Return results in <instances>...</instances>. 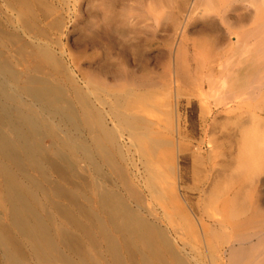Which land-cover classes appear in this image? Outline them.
I'll return each mask as SVG.
<instances>
[{
  "label": "bare ground",
  "instance_id": "6f19581e",
  "mask_svg": "<svg viewBox=\"0 0 264 264\" xmlns=\"http://www.w3.org/2000/svg\"><path fill=\"white\" fill-rule=\"evenodd\" d=\"M15 1L21 5L25 32L35 41L16 34L14 41L7 40L8 24L0 17V264H264V227L258 220L254 223L260 229L251 235L245 230L251 223L250 203L238 189L257 184L264 171V22L261 39L250 44V32L236 30L248 14L236 16L233 7L235 15L227 9L221 16L229 22V33L236 34L235 41L224 42L219 53L193 43L197 54L191 60L190 46L184 40L176 45L171 82L178 90L185 80L200 83L201 115L215 111L210 95L216 115L230 120L225 130L220 127L217 140L211 136L208 149L212 179L218 185L230 183V190L221 195L216 190L212 211L206 210L209 216L203 212L212 222L201 216L197 223L178 191L181 148L176 149V142L182 123L170 110V90L154 102L145 88L148 80L139 81L127 62L122 69L108 62L93 65L88 77L81 78L38 27L35 0ZM208 3L219 8L223 2ZM194 61L201 69L195 76ZM257 67L262 70L250 76ZM224 163L231 172L217 169ZM230 224L234 234L226 232Z\"/></svg>",
  "mask_w": 264,
  "mask_h": 264
},
{
  "label": "rangeland",
  "instance_id": "374dc122",
  "mask_svg": "<svg viewBox=\"0 0 264 264\" xmlns=\"http://www.w3.org/2000/svg\"><path fill=\"white\" fill-rule=\"evenodd\" d=\"M108 1L109 3H107ZM206 1L207 3L209 2V0H206ZM206 1L204 0V2L202 1L201 3H197V0H40V1L35 0L34 2L35 10L39 16L38 17V24H39L38 27L40 29L44 28L43 30H45L46 33L49 34L50 38L54 40L55 43H53V46L56 49L57 53L59 55L63 54L62 56H64L68 65L73 70L75 69V72H77L81 76V78L88 77L90 67H93V65H94V68H97V67L99 68L102 64H104L102 65L104 67L106 63L108 62L107 66L112 64L114 67L116 66L115 68L119 69L121 68V66L122 68L125 67L126 65L124 64L125 62H127L131 68L133 67L132 69L134 70V72H136L137 76H139L138 77L139 81L148 80L147 81L148 87L146 86L145 88L146 89L149 88L148 89L149 92L154 95L153 96L155 97L154 102H158L161 99L167 97L166 93L168 92V90H170L169 91L170 94H168L169 95L168 97H171L169 98V100H170V106L172 104L171 106L172 108L171 109L169 108V109L173 110L174 117L176 118V120H178L180 117V120H178L179 124L182 123L180 125L181 135L177 137L178 139L176 138L177 139L176 149L181 148V152L183 153L182 154L180 152L179 158L176 159V164H177L176 167H178L177 169L178 176L176 177L179 180L178 191L180 192L178 193L180 195V198L182 197L181 200L182 199L184 200L183 203L188 202L187 205H184L186 208L185 210L186 212L188 211L190 213L189 215L197 223L199 222V219H202V217L203 219L207 221V223H211L212 222L211 218H208L209 214L207 212L208 210H209V213L212 211L211 209H212L213 203H211V200L213 202V197L214 198L216 197L214 196V194L216 193V190H217V194L220 193V195H221V192H223V190L224 192H226L227 190H230L229 189L231 185L230 183L227 182V184L229 185L228 186L226 182L224 181L223 183L224 186L222 185V183H220L221 185L220 184L218 185L217 183L218 181L212 179V175H213V171L211 170L212 163H210L211 160H209L211 158L210 156L211 151L209 152L208 150V149L211 150V147L209 146H211L210 142L212 141L211 139H213L212 137L220 136V132H221L220 127H222V130H225L230 120H228L225 115H221V114L216 115L217 109L214 106L213 98L210 97V95H208L209 100L211 102L210 107L215 109V111H213L212 113L204 112L206 115L210 114L209 116H205L204 113L203 115H201L202 114L201 112L204 111V106L203 108H201L203 105V102L201 103L202 96L200 95L201 93L200 85H199L200 83L198 84L196 83V85L194 86V84H191V83L189 84L187 81L188 83L187 84L185 80L186 77H184L185 75L184 76L182 75L183 76L182 80H185V81H183V83L181 84V88L178 90V88L175 86V83L171 82L169 78L172 79L174 77L175 70H176L175 68L176 59H177L176 58V48H177L176 45L179 42L184 40L185 44H188L190 46L191 60L195 58L194 53L197 54L196 52L197 50L193 51L194 50L193 43L198 44V45L209 46V48H211L213 52L217 54V52L220 51L219 47L223 46L226 42L230 43L231 41L233 43V41H235L233 39H235L234 36L236 37V34L232 33L233 34L232 35L231 32L229 33L230 31V28L228 25L229 22L226 20L224 21V18L221 16V14L223 15L227 9L229 13L233 11L232 13L233 15H235V10H231L233 7H237L236 16H239V15L243 16V14L244 15L248 14V15H245L246 16L245 18L243 17L242 19L243 22L245 21V19L247 20L249 19V17L251 18V14L253 15V17L254 16L256 17L258 15L256 18L252 17V20L249 19L251 21L248 20L247 22L245 21L243 23L242 20H239L238 23L236 24L237 31L242 28L243 30L242 29L239 30L240 32H248V31L250 32V35L248 38L250 41V44L256 43L257 41L261 39L260 31L263 29L262 26L264 22L263 20L264 19V14H263L264 13V3H262L263 0H222L223 6L221 5V7L219 8H217L212 3H210V5L209 3L208 5H206L207 4ZM208 6H210L211 8ZM256 6H257V9H256ZM206 7H208L209 9ZM212 7L215 11L212 9ZM247 8L249 9L248 11H247ZM19 10L21 11V5L17 1L0 0V17L1 18L3 17V21H5L6 24H8V26L6 27L8 32L5 33L6 36H8V38L7 37L5 38H7V40L9 41L11 40L14 41L15 40L14 34H16V36H19L21 38L23 35V37L27 40L29 39V41H35L33 40L31 36L32 34H26L24 27L22 25V22H21L22 20H20L19 18V15H20ZM218 10H222V11L219 12ZM258 11L261 13H259ZM221 12H224V13H221ZM250 12H253V13L250 14ZM113 13L114 15L117 13L116 16L112 15ZM208 13L211 15H209ZM216 14L218 15L219 18L217 17L215 19ZM133 18L136 21H134ZM222 18H223V23L221 20ZM209 19L211 22L209 21ZM218 19L221 21L222 26L224 25L225 27L221 26V23H219ZM113 20H117V21L113 22ZM243 24H245V26ZM107 25L109 26L108 28H110L109 29L110 31L106 29ZM215 25H216V28H215ZM205 26L207 28H205ZM221 29L224 31L223 33L220 32ZM227 29H229V31ZM104 30H108V31L106 32ZM233 30L235 29L233 28ZM103 31L106 34L110 32V34H112L113 36L105 35ZM125 32L126 33L129 32L128 34L129 36L126 35ZM9 34H10V37H13V39L9 37ZM227 37L228 39L230 37V40H228ZM157 38H159V40ZM128 39L130 40V42ZM44 41H47V40H44ZM133 42L135 43V45H133ZM118 44H120V46ZM126 48L127 49L131 48V49L129 51V49L126 50ZM213 48H215L216 50H214ZM201 49H202L201 52H203L205 50V47H202ZM124 52L126 54H124ZM261 53H263V50L259 51L257 55H260ZM110 54L114 57V58L113 57L110 58V59L113 58V60L109 59ZM229 54L231 53L227 52V56H229ZM201 57H202V60L205 61L207 58V55L202 53ZM104 58H106L109 61H107ZM128 59L129 61H127ZM102 61L105 63H102ZM113 61L114 62L116 61V64L113 63ZM121 61L124 63L122 64ZM194 62L192 65V68H193L192 71L195 76V72H198V71L201 72V69L199 65L196 62L195 63ZM119 63L122 65H120ZM197 67L198 69H196ZM94 68H91V69H94ZM259 70H262L261 67L254 68L250 76H256ZM154 82L157 85L153 84ZM152 86H157L159 88L152 87ZM196 86L199 88H197ZM164 87H166V89ZM145 88H138L137 91L140 92L142 90H145ZM208 90H209V86H206L205 92L209 93ZM182 92L184 93L182 94ZM178 93H180V96L177 101ZM181 94H182V97H181ZM160 96H161V99H160ZM178 107H180L181 109L180 108L178 109ZM157 113L161 114L160 112L156 111L155 114L158 115ZM202 116L207 119L206 121L207 123L204 120L205 118H203ZM224 118L226 119L224 120ZM203 124L205 125V128ZM216 124H218L217 125L218 129L214 126ZM221 124L224 126H222ZM184 134L187 135V136L185 135L186 138ZM189 135L191 136L189 137ZM183 137L184 139H182ZM217 137L214 139L217 140ZM218 142L215 143V146L217 149H218ZM182 147H185L186 149L185 148L182 149ZM196 149L197 151H195ZM193 155L197 157H194ZM201 157H204V158L201 159ZM196 159L198 161H195ZM180 165H181V168H180ZM140 167H142V165ZM216 167L217 169L219 168L218 170L222 168L220 171H223V172L224 171L231 172L232 170V168L228 164H225V163L224 165L217 164ZM227 167L229 168V170L231 168V170L229 171ZM180 170L182 171L181 174H180ZM262 172L263 173H261L260 180L257 182V184L256 183L252 185L246 184V187L245 185L240 188L236 187L240 189V191L242 192L240 193L241 197H243V199L248 200L250 203V210H249V213L247 214L251 217V223L245 229L247 232H249V235L253 234L254 231H257V229H260V227H256L257 223H254L255 221L260 220L262 228L264 227V171ZM169 180L171 181L172 179L170 178ZM218 188L222 189V191H220L219 189L220 192H218ZM244 188H246L247 190ZM243 194L247 196L244 198ZM233 195H234L233 192H230V195L228 196L231 198L233 197ZM226 197L227 195L225 196V198ZM259 204H261V208ZM189 209L191 210V212L194 211V213H191ZM203 212L204 213L206 212L208 216L204 214ZM244 216L246 215H243V217ZM232 225L233 224H230L231 227L227 229L226 231L227 233L230 232V234L231 233L234 234L233 232L234 226Z\"/></svg>",
  "mask_w": 264,
  "mask_h": 264
}]
</instances>
